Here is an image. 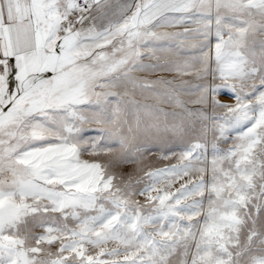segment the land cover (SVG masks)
I'll return each mask as SVG.
<instances>
[{"label": "snow or ice", "instance_id": "snow-or-ice-1", "mask_svg": "<svg viewBox=\"0 0 264 264\" xmlns=\"http://www.w3.org/2000/svg\"><path fill=\"white\" fill-rule=\"evenodd\" d=\"M0 264H264V0H0Z\"/></svg>", "mask_w": 264, "mask_h": 264}]
</instances>
